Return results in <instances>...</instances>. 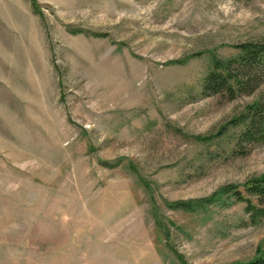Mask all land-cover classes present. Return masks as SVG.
<instances>
[{
  "label": "rangeland",
  "instance_id": "374dc122",
  "mask_svg": "<svg viewBox=\"0 0 264 264\" xmlns=\"http://www.w3.org/2000/svg\"><path fill=\"white\" fill-rule=\"evenodd\" d=\"M256 40L264 0H0V264L264 252V219L205 200L264 173V143L236 144L264 84L198 94L211 53Z\"/></svg>",
  "mask_w": 264,
  "mask_h": 264
},
{
  "label": "trees",
  "instance_id": "16d2710c",
  "mask_svg": "<svg viewBox=\"0 0 264 264\" xmlns=\"http://www.w3.org/2000/svg\"><path fill=\"white\" fill-rule=\"evenodd\" d=\"M31 8L33 12L39 13L33 1H31ZM71 32L84 31L76 29ZM235 47L237 53L231 56L221 57L214 53L210 54L208 69L199 85L198 94L201 97L223 94L229 99H234L242 94H252L264 84V40L241 42ZM236 125L242 126L236 137L237 146L264 143V89L254 102L247 105L245 112L237 119ZM219 197L228 205L242 204L248 224L259 223L264 219V173L247 178L242 185H223L216 195L205 199L206 204L214 202ZM191 203L185 202L179 205L176 203L172 206L188 209L192 207ZM202 206L199 205V207ZM161 230L164 233L167 232L164 227ZM174 254L179 264H186L181 254L176 251ZM227 264H264V252L247 261H234Z\"/></svg>",
  "mask_w": 264,
  "mask_h": 264
}]
</instances>
